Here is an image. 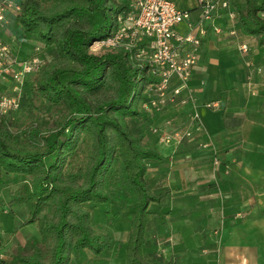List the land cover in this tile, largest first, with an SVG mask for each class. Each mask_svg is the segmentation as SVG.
Here are the masks:
<instances>
[{"label":"trees","instance_id":"obj_1","mask_svg":"<svg viewBox=\"0 0 264 264\" xmlns=\"http://www.w3.org/2000/svg\"><path fill=\"white\" fill-rule=\"evenodd\" d=\"M125 6L126 0H23L12 18L18 36L32 37L50 58L30 77L31 121L0 119V184L7 175L23 181L7 205L23 204L22 226L37 223L41 238L11 248L9 264H71L83 249L109 254L114 239L90 221L96 207L129 225L124 264H174L144 255L149 218L164 221L168 193H154L147 176V161L158 158L145 143L151 121L142 108L152 78L121 50L89 51ZM237 12L239 31L264 49V0H244ZM36 108L57 111L50 127Z\"/></svg>","mask_w":264,"mask_h":264},{"label":"crops","instance_id":"obj_2","mask_svg":"<svg viewBox=\"0 0 264 264\" xmlns=\"http://www.w3.org/2000/svg\"><path fill=\"white\" fill-rule=\"evenodd\" d=\"M170 1L192 16L199 13L197 0ZM215 23L226 26L229 21L220 18ZM238 40L249 43L247 55L238 53ZM257 67L262 71L257 72ZM210 76L214 81L208 87L202 78ZM190 84L196 90L205 130L176 148L154 147L158 158L147 161V176L155 182L153 192L168 193L161 210L164 221L157 215L154 222L149 218L144 255L152 260L150 249L171 254L167 259L163 256L164 262L172 258L174 264H190L192 251L202 246L205 264H264V114L260 109L264 107V49L242 34L236 39L210 31L200 47ZM207 99L216 101L218 111L203 106ZM174 112L178 117L186 114L184 109L166 110L150 121L158 122ZM150 138L149 134L148 142ZM207 139L215 155L197 147ZM159 147L163 148L159 151ZM26 217L23 204L2 207L0 251L24 244L26 226L18 229L16 225ZM6 219L14 228L5 227ZM150 230L154 239L148 237ZM164 230L169 238L155 237ZM167 242H171V252ZM2 260L0 264H8Z\"/></svg>","mask_w":264,"mask_h":264},{"label":"built area","instance_id":"obj_3","mask_svg":"<svg viewBox=\"0 0 264 264\" xmlns=\"http://www.w3.org/2000/svg\"><path fill=\"white\" fill-rule=\"evenodd\" d=\"M22 2L0 0V27L8 17L20 12ZM197 5L199 13L192 16L191 11L179 9L170 0H126V6L115 17L114 28L89 45V51L96 53L103 49L121 50L132 64L146 69L152 81L145 86L142 108L149 117L160 116L166 110H185L184 116L178 117L174 112L149 125L153 147L176 148L204 132L196 90L190 84L200 47L210 31L238 39V13L231 0H197ZM220 18L229 23L216 24ZM41 51L42 47L36 44L31 53L20 57L10 43L0 39V119L12 118L21 111L24 85L45 64ZM237 51L247 55L249 43L238 40ZM255 70L262 71L260 67ZM1 86H5V91ZM203 106L214 108L217 104ZM197 147L215 155L210 139L199 141Z\"/></svg>","mask_w":264,"mask_h":264},{"label":"rangeland","instance_id":"obj_4","mask_svg":"<svg viewBox=\"0 0 264 264\" xmlns=\"http://www.w3.org/2000/svg\"><path fill=\"white\" fill-rule=\"evenodd\" d=\"M235 4L232 2V6L235 7L236 12L237 8L240 7L242 8L244 6V0H234ZM238 13V12H237ZM264 16V15H263ZM13 16L8 17L7 23L0 29V39L3 41H6L11 44L13 49L18 53L20 57H26L29 53L32 52L33 50V45H34V39L32 37H19L18 34L16 33V28L15 24L13 23ZM228 24V23H227ZM235 27H237V20L235 21ZM237 29L238 36H241V32L239 33ZM243 35V34H242ZM245 36V35H244ZM248 37V36H247ZM252 40L254 38L248 37ZM255 41V40H254ZM235 45V44H234ZM232 51V49H231ZM234 51V49H233ZM91 53H96L92 52ZM42 57L47 59L50 58V50L43 48L41 51ZM204 83H206V86H210L213 83V77L210 76V78H202ZM5 86H1V90L5 91ZM33 93V87H32V82L31 79L28 80V82L24 85L23 91H22V108L19 113L15 115V119L19 122H27L31 121V117L29 116V113L27 111V105H28V99ZM216 101H211L208 100L204 101V104L207 103H215ZM39 106V105H38ZM214 107V108H208V109H214V111H218L219 108ZM261 112L263 113L264 107L262 106ZM57 111L54 109H46V108H36L35 109V115L37 116L38 119H41L46 123L47 127H50L54 121V119L57 116ZM151 124V122H150ZM129 126L131 127L132 130L136 127V124L134 122L130 121ZM145 143L149 146L152 147L151 143L145 139ZM163 147L157 148V150H161ZM23 183V181L18 178V177H11L10 175H7L4 177L3 183L0 184V203L3 206H8L7 205V200H9L14 191ZM150 209H155L154 205L150 206ZM45 214V210L41 211L39 214V218H43ZM6 218V217H5ZM24 219H20L17 221V227L22 228V222ZM91 224L93 229L96 232L102 233V234H107L111 236L114 239V244H113V249L109 254H105L104 252L99 254L98 256H94L88 249H83L79 252V256L76 260L72 261L71 264H124V249H125V244H126V239H127V232L129 229V225L127 223H118L113 219L111 216H106L104 215L102 209L100 207H96L93 209L92 214H91ZM156 221V215L152 214L150 216V222ZM5 224L7 228H14V224L11 222L10 219H6ZM22 233L24 234V238H26L24 244L30 239L34 238L38 241H40V235L38 231V225L37 223L29 224L26 225V227L23 228ZM153 230H150L148 233V237H153ZM171 235L169 233H166L165 230L162 233H157L155 234V237H158V239H167ZM171 242H167L168 251L171 252ZM23 245H16V246H11L10 249H5L1 250L0 254L2 257L0 259H3L2 261L5 263H10L11 262V256H12V249L17 246H24ZM173 247V246H172ZM196 249L192 251L191 259L193 260L192 263L190 264H205L206 262L203 260V253H202V246L195 247ZM1 249V248H0ZM149 250V256L152 258V260L156 262H164L163 261V254H160L156 251H150ZM171 256V254H170ZM169 254H166L164 257L167 259L170 257ZM181 262V261H179Z\"/></svg>","mask_w":264,"mask_h":264}]
</instances>
